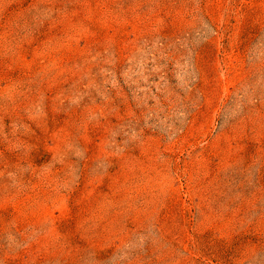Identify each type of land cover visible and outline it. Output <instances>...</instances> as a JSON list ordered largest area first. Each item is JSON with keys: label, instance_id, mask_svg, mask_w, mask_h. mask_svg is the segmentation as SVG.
<instances>
[{"label": "rangeland", "instance_id": "374dc122", "mask_svg": "<svg viewBox=\"0 0 264 264\" xmlns=\"http://www.w3.org/2000/svg\"><path fill=\"white\" fill-rule=\"evenodd\" d=\"M0 264H264V0H0Z\"/></svg>", "mask_w": 264, "mask_h": 264}]
</instances>
